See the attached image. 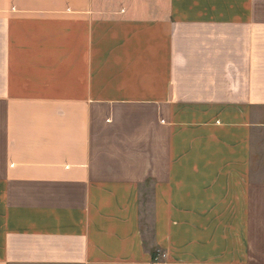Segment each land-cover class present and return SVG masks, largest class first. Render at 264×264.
<instances>
[{"label":"crops","instance_id":"crops-1","mask_svg":"<svg viewBox=\"0 0 264 264\" xmlns=\"http://www.w3.org/2000/svg\"><path fill=\"white\" fill-rule=\"evenodd\" d=\"M0 264H264V0H0Z\"/></svg>","mask_w":264,"mask_h":264},{"label":"rangeland","instance_id":"rangeland-1","mask_svg":"<svg viewBox=\"0 0 264 264\" xmlns=\"http://www.w3.org/2000/svg\"><path fill=\"white\" fill-rule=\"evenodd\" d=\"M162 255H163L162 251L157 250L154 256V260L159 261Z\"/></svg>","mask_w":264,"mask_h":264}]
</instances>
